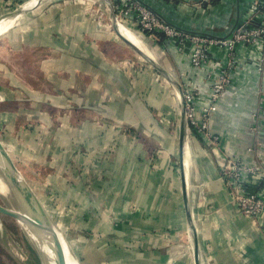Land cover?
Returning <instances> with one entry per match:
<instances>
[{
    "label": "crops",
    "instance_id": "obj_1",
    "mask_svg": "<svg viewBox=\"0 0 264 264\" xmlns=\"http://www.w3.org/2000/svg\"><path fill=\"white\" fill-rule=\"evenodd\" d=\"M84 1L64 3L65 12H62V7L59 9L60 3L50 7L45 14L40 13V8L39 16L29 25H24L23 28L17 26L16 29L12 27L0 34L2 42L4 40L11 46L16 44L15 49H10L7 60L1 63L0 81L16 86L17 80L14 81V76L8 69L15 68L26 77L24 68H32L35 73L29 74L30 79L26 78L27 81L22 83L33 87L29 89L37 92L38 99L43 98L39 96L40 79L51 75V72L52 75L56 74L62 60L63 70L78 72L81 79L77 90L79 93L73 95L69 91L70 99L78 100L85 106L96 103L100 108L97 110L98 114L105 117L102 121L86 120L79 130L88 139L95 138L93 143L84 141L83 145L88 149L95 146L92 148L94 151L85 157V163L92 161L90 154L100 157L95 164L96 175L91 177L94 182L85 189L81 185L79 192L73 190L74 195L79 197L86 195L87 204L80 203L81 209L88 207L87 211L100 214L105 211L101 205L104 198H110L111 193H115L111 208L113 213H134L130 221L133 224L130 223L124 229L130 232L129 236H133L130 231L133 228H141L144 232L153 231L154 228L162 231L161 241L159 240L162 244L161 251H154L156 246H153V242L157 243L155 240L158 234H144H148L145 241L152 243L143 254L146 264L148 260V264H156L158 261L162 264H196L194 252L186 251L189 242L193 244V238L192 234L188 236L190 226L180 155L179 163L168 156H161L154 167L149 153L142 148V143L135 135H131L130 127L135 133L140 131L149 135V131L143 125L135 124L130 117L128 120L123 119L128 112H119L118 108L113 107L116 102L128 99L124 94H128V90L123 86L126 84L123 79L122 84L112 73L107 72V66H114L115 62L109 59L103 49L106 43L120 47L121 36L115 30L102 27L103 20H106V0H92L98 1L97 6L99 2L104 5L95 9L87 8V2ZM142 1L164 19L183 29L226 36L232 33L236 25L246 20L248 9L256 0ZM42 3L43 1L39 5ZM3 6L5 2L0 0V12L3 11ZM58 11L64 14V21L59 20L62 18ZM95 12L98 19L93 16ZM8 14L6 11L1 12L0 17ZM56 16L60 18L56 19ZM262 19L263 15L259 14L255 22ZM129 25L134 27V24ZM62 41L66 44H62ZM237 51L239 61L232 73V82L210 118L211 131L221 137L220 144L214 146L207 138L194 132L190 147V161L193 162H190L189 168L185 163L186 178L190 175L192 181L187 188V197L202 264H264V210L257 217L242 214L220 172L223 154L241 158L245 164L257 166L263 172L246 177L249 180L248 188L259 192L264 198V43L255 46L242 43L237 46ZM59 54L64 55V58H58ZM173 57L183 90L199 85L205 96L210 89L211 80L206 78L202 70L192 65L187 52L180 53L175 48ZM226 58L224 52H215L214 59L220 67L225 64ZM99 60L105 63L101 64ZM214 73L217 75L218 70ZM22 89L23 87L21 91ZM132 99L137 100L135 97ZM150 102L153 107L159 105L154 98ZM202 104L203 100L198 103V107ZM147 109L148 111L139 110V114L134 112V118L154 117L153 111ZM127 121L129 124L132 121L135 125L124 130L121 124H128ZM160 140L158 146H164L165 143ZM171 146L175 154L176 148ZM168 166L176 169L172 177L167 173ZM83 181H88L86 176ZM113 186L116 188L111 192ZM90 197L97 199L95 204L89 200ZM154 213L157 215H153ZM115 219L117 221L116 217ZM122 220L119 216L117 227L121 226ZM154 260L155 263H151Z\"/></svg>",
    "mask_w": 264,
    "mask_h": 264
},
{
    "label": "rangeland",
    "instance_id": "obj_2",
    "mask_svg": "<svg viewBox=\"0 0 264 264\" xmlns=\"http://www.w3.org/2000/svg\"><path fill=\"white\" fill-rule=\"evenodd\" d=\"M28 1L4 0L5 6H3V11L1 12L6 11L10 15L22 9L26 10L18 19L14 17L17 23L12 27L15 29L17 26L23 28L24 25H29L40 13H47L50 7L53 8L58 3L61 4L59 9L62 7V12H65L64 3H76L78 0H38L31 8L25 6ZM41 1L43 3L40 6ZM85 1L88 7L84 6L89 9L104 7L100 2L97 6L98 1ZM117 1L114 0L113 2L115 8ZM104 4L106 8V20H103L102 27L103 29L114 31L115 27L111 12L109 11L110 9L107 3ZM148 6L151 7L150 5ZM40 8H42L41 12L39 11ZM58 12L62 18L59 20H63L64 14L61 11ZM5 15L0 17V21L8 17ZM59 16H56V19L57 17L60 18ZM93 16L95 19H98L96 12L95 14L93 13ZM118 19L120 30L121 26L125 25L146 39L151 52L158 62L180 80L175 65V58L173 57L175 48L180 53L187 52L191 60L190 50L183 48L179 42H175L177 40L174 36L162 34V29H149L134 17H126V19H122L121 17ZM168 22L171 23L170 21ZM129 23L134 24V27L132 28ZM171 24L181 28L174 23ZM183 30L192 31L189 29ZM116 32L118 33V31ZM119 40L121 43L120 47L113 43H106L105 49H103L109 59L115 62L113 63L114 66H107V72L112 73L116 79H123L129 94L128 96L125 92L124 94L128 99L123 102H116L113 107L118 108L117 111L119 112L129 113L123 119L128 120L130 117L135 124L143 125L149 131V135L140 133V131L135 133L134 129L130 127L131 135H135L136 139L142 143V148L146 149L147 153H149V158L152 159L154 167L161 156H168L169 158H173L176 163H179L181 107L180 99L177 95L178 92L148 59L144 58L122 37ZM5 42L4 40L2 42L0 39V67H2L1 63L7 60L10 49H15L16 47V44L11 46ZM59 44L60 42H58ZM62 44L66 43L62 41ZM159 47H163V49ZM73 51H75L74 47ZM60 54L58 58L61 56ZM63 56H61V59L64 58ZM11 61L13 62V60ZM99 61L101 64L105 63L101 60ZM95 62H98V60ZM60 63L64 64V61L62 60ZM61 66L57 67L56 74L52 75L51 72V75H46L47 77L40 79L41 83L38 87H40L39 92L41 93L39 96L43 98L38 99L36 98L37 92L29 89V87H33L24 86L22 83L23 81L26 82L29 74H34L35 70L29 67L24 68L25 77L18 73V70L15 68L8 69V71L11 70L14 81L16 82L17 80V85L4 84V82L0 81V138L10 157L20 170L26 185L36 194L37 198L49 212L51 220L61 234L60 240L62 239V241L67 242L73 248L82 264H146L143 254L146 247H151L152 243L145 241L144 238L148 234H144L151 233L148 236L158 234V238L155 240L157 243L153 242V246H156V250L154 251H161V229L154 228L153 231L144 232L141 228L137 230L133 228L134 231L130 230L133 236H129L128 233L130 232L124 229L130 223L133 224V221H130L134 213L130 214L124 211L118 213L123 220L121 221V226L117 227L119 216L118 214H114L111 209L114 205L113 196H116L115 193H111L112 197L110 198H104L101 205L104 206L105 211L100 212V214L87 211L88 207L81 209L80 203L87 204L85 202L87 201L86 195L83 197L74 195V189L79 192L81 185L85 189L87 185L94 182L91 180L93 179L91 177L96 175L95 164L100 158L97 154H90L92 161L90 160L88 164L85 163V157L89 156V153H91L92 148L95 146L88 149L83 145L84 141L89 140L93 143L95 142V138L88 139V137H85L83 132H79L80 127H82L86 120L102 121L105 117L98 114L97 110L99 109L96 108V103L85 106L81 102H78V100L70 99L69 91H72L73 95L79 93L77 90L79 89L78 84H80L81 79L78 76V72L72 73L63 70L64 68ZM33 96H35V99H32ZM79 96L76 95V97ZM133 97L137 98V100H133ZM152 98L159 104L158 107L151 105L150 100ZM138 104L153 111L154 117L150 116L147 118L140 115L143 119H135L134 114H139V110H142ZM136 117L139 116L137 115ZM127 123L121 124L124 126V130H127L129 126L135 125L132 121L131 124H129V121ZM193 126L188 122L185 145L189 147H192L193 142L192 132L195 131ZM189 129L191 130L189 131ZM216 136L219 135L216 134ZM160 139L165 143L164 146H158V143L161 142ZM220 141L221 137L219 139L213 138L211 143L216 146L220 144ZM171 145L176 148L175 154H173ZM166 170L172 177L176 169H171V166H168ZM85 176L87 177V182L83 181V177ZM115 188L113 186L110 191H114ZM95 199L94 197L89 198L93 204H95ZM153 215L157 214L154 213ZM2 216H6V219L3 217L4 221L16 236L15 238L21 251L27 254L25 264H42L34 245L23 234L21 224L17 223L12 215L2 214ZM114 217L117 218V221L116 219L114 220ZM135 232H137V236ZM188 233V236H190L192 234L191 230ZM186 249L188 252H194L191 241L189 242V247L187 246ZM38 252L43 261L44 258L39 249ZM45 262L44 264H46ZM151 263H155V260ZM0 264L21 263L0 244ZM156 264H162V262L158 261Z\"/></svg>",
    "mask_w": 264,
    "mask_h": 264
},
{
    "label": "built area",
    "instance_id": "obj_3",
    "mask_svg": "<svg viewBox=\"0 0 264 264\" xmlns=\"http://www.w3.org/2000/svg\"><path fill=\"white\" fill-rule=\"evenodd\" d=\"M203 1L207 0L201 2ZM248 10L249 15L246 20L238 24L230 35L214 36L181 30L142 0H118L116 2L118 18L134 17L149 29L158 30L159 28L162 29V34L174 36L177 40L175 42H179L183 48L190 50L192 65L202 70L206 78L211 80L210 89L205 96L202 95L199 85H195V88H184L187 120L191 126L194 125L195 130H192V133L195 132L211 142L213 138H220L211 131L210 118L218 101L226 94L232 82V73L239 61L237 46L242 43L251 46L264 43V0H256ZM259 14L263 15V19L256 23L255 20ZM217 51L224 52L227 57L225 64L221 67L214 59ZM215 70H218L217 75L214 73ZM201 100L203 104L198 107ZM220 172L240 212L250 216H259L264 210V198L259 192L248 188L249 180L246 177L263 172L262 169L245 164L241 158L223 154Z\"/></svg>",
    "mask_w": 264,
    "mask_h": 264
},
{
    "label": "water",
    "instance_id": "obj_4",
    "mask_svg": "<svg viewBox=\"0 0 264 264\" xmlns=\"http://www.w3.org/2000/svg\"><path fill=\"white\" fill-rule=\"evenodd\" d=\"M110 12L112 21L115 27V30L118 31L119 35L128 42L137 52H139L144 58L148 59L153 66L162 73L169 81L170 83L175 87L176 91L178 92L177 95L180 99V165L182 168L183 173V187H184V195L186 201V206L188 210V217H189V228L192 232V238H193V244H194V254L196 258V264H202L200 260L199 255V246L198 242L196 240V236L194 235V222L192 218V212L190 210V203L188 201V183L187 178L185 174V143H186V131L188 128V120H187V114H186V102H185V96H184V90L182 83L180 80H178L171 72L168 71L167 68H165L162 64L158 62V60L154 57L153 54H150L149 52L142 49L140 46H138L136 43L131 41L129 38H127L123 32L119 28V19L117 16L116 8L114 3L111 0H106ZM26 10H19L18 12H13L12 14L8 15L9 18L18 17L21 14H24ZM119 81L123 84V80L119 78ZM123 86L126 88V86L123 84ZM140 105L141 109L143 111H148L147 108ZM97 109H100L98 106H96ZM0 174L4 177L5 182L7 184L8 189L4 192L9 199V201L14 204V208H8L6 207L3 202L0 200V213L1 214H8L12 216H24L29 218L30 220V231L34 235V237L39 241L41 246L44 248L46 254L50 256V258L56 263V264H69L68 263V257H67V251L66 247H68L70 254L74 258L77 264H82L79 257L73 250V248L67 243L60 240V232L51 220L50 216L48 215L49 221L51 222V229L45 228L44 224L38 217V215L35 212L34 206L30 204L26 200V192L34 194V196L37 198L36 194L33 193L28 186L26 185L25 180L22 178L21 172L18 169L16 163L13 161V159L10 157L8 151L6 150L1 138H0ZM14 188L15 191L12 189ZM38 199V198H37ZM39 200V199H38ZM40 201V200H39ZM41 202V201H40Z\"/></svg>",
    "mask_w": 264,
    "mask_h": 264
},
{
    "label": "bare ground",
    "instance_id": "obj_5",
    "mask_svg": "<svg viewBox=\"0 0 264 264\" xmlns=\"http://www.w3.org/2000/svg\"><path fill=\"white\" fill-rule=\"evenodd\" d=\"M38 2V0H29L25 6L28 8H31ZM25 9V8H24ZM17 23V20L12 18H5L4 20L0 21V33H4L5 31L9 30L13 25ZM121 30L123 34L129 38L131 41L136 43L138 46H140L145 51L149 52L150 54H153L151 52L150 46L146 39L142 38L138 33L135 32V30L127 27V26H121ZM154 55V54H153ZM185 163L186 166L189 168L190 166V156H191V150L190 147L185 145ZM192 160V159H191ZM193 164V163H192ZM187 168V169H188ZM188 179V186H191V179L190 175L187 176ZM7 184L5 182L4 177L0 174V200L3 202V204L8 208H14V204H12L9 199L7 198L6 194L4 193L6 189H8ZM13 191L14 188L12 189ZM191 190V189H190ZM26 200L30 202L31 205L34 206L35 212L44 224L45 228L51 229V222L49 221L48 215L49 212L47 211L46 207L34 196V194L26 192ZM6 216H2L0 213V244L3 248H5L10 254H12L18 261H20L21 264H25L27 259V254L21 251L18 241L16 240V236L12 232V230L9 228V226L5 223V219L3 218ZM17 223L21 224L23 227L22 232L23 234L30 240V242L34 245L36 249V253L38 255V258L41 260V263L44 264V261H46V264H56L50 256H48L44 250V248L41 246L39 241L34 237L32 232L30 231V220L27 217L24 216H13ZM41 251L42 256L44 260L42 261V258L38 252V249ZM66 253L68 257V263L69 264H77L72 255L70 254V251L68 247H66Z\"/></svg>",
    "mask_w": 264,
    "mask_h": 264
}]
</instances>
